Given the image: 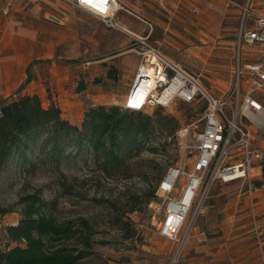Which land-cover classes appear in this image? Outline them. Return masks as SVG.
I'll return each mask as SVG.
<instances>
[{"label":"rangeland","instance_id":"rangeland-1","mask_svg":"<svg viewBox=\"0 0 264 264\" xmlns=\"http://www.w3.org/2000/svg\"><path fill=\"white\" fill-rule=\"evenodd\" d=\"M9 2L0 8V72L7 64L5 56L13 51L14 43H19L12 37V31L22 30L29 34V29L36 28V44L27 40L17 48L22 49L23 54L29 48L34 49L37 57L44 58L42 71L58 80L44 88L43 96L38 95L45 108L55 102L59 106L60 95L65 90L80 94L71 99L78 104L72 103L70 108L62 105L61 109L64 118L70 116V122L79 123L90 106H122L125 103L142 63L140 42L132 41L130 34L117 41L101 42L83 39L77 34L65 35L57 25L46 20L17 14L18 11H13V1L6 12ZM219 8L214 4L210 16L195 7H192L194 10L187 8V12L186 9L181 12L153 10L152 18L159 25L155 26L152 36L159 42L150 41L199 78L216 96L232 89L234 65V31L229 35L227 23L220 21ZM174 12L177 13L174 15ZM77 14L87 16L82 11ZM40 60H34V63H41ZM89 62L93 63L87 64ZM111 68L115 70L114 78L109 76ZM22 94L23 90H16L6 100L11 102ZM204 109L203 101H177L167 108L145 109L144 113L152 115L156 121L150 139L129 154L122 165L109 167L107 172L90 154H77L71 149L59 165L63 175L48 159L42 162L38 149L27 151V161L18 153L0 176V202L15 210L4 223L19 221L21 198L39 189L46 201L56 202L54 215L60 222H73L80 228L83 221H87L92 226L94 254L86 259V264H204L213 260V255L196 248L208 244L212 237L207 232V220L202 218V213L196 226L198 231L206 232L207 240L203 243L190 240L182 255L177 260L174 258L176 244L159 232L162 200L155 191L161 177L172 167L192 163L193 149L185 146H192L195 133L203 128ZM173 125L177 130L175 133ZM187 132L188 136L182 137ZM248 187L237 183L224 193V197L244 195ZM135 199H139L138 209L130 212ZM252 214L239 211L238 223L227 221V228L234 230L228 239L233 244L229 254L237 256L238 260H262L264 264V228L260 226L259 232ZM220 257L229 258L225 253L217 258Z\"/></svg>","mask_w":264,"mask_h":264},{"label":"built area","instance_id":"built-area-1","mask_svg":"<svg viewBox=\"0 0 264 264\" xmlns=\"http://www.w3.org/2000/svg\"><path fill=\"white\" fill-rule=\"evenodd\" d=\"M239 9L233 35L234 65L232 89L214 95L199 78L184 69L146 41L140 42L142 63L129 96H136L143 67L155 56L152 75L156 80L143 108L129 101L122 105L132 111L156 106L170 107L177 101L205 104L203 128L194 135L191 164L172 167L160 181L156 194L162 200L160 235L176 244L177 260L190 240L206 241L196 221L212 185L217 182H242L250 187L264 181V0H225ZM80 10L97 17L106 26L123 29L117 20L122 6L117 0H73ZM9 2L6 12L10 10ZM51 20L59 22L55 15ZM153 66V62L151 63ZM149 78H151L149 76ZM138 82L136 88L135 84ZM2 111L0 109V118ZM188 132L182 137H187Z\"/></svg>","mask_w":264,"mask_h":264},{"label":"trees","instance_id":"trees-1","mask_svg":"<svg viewBox=\"0 0 264 264\" xmlns=\"http://www.w3.org/2000/svg\"><path fill=\"white\" fill-rule=\"evenodd\" d=\"M109 76L116 77L114 68ZM0 109V176L18 153L27 161L31 149H38L42 162L48 159L56 164L61 175L59 165L70 149L90 154L107 172L109 167L122 165L156 128L152 115L120 105L90 106L80 127L64 118L57 105L45 108L38 95L30 94L11 102L1 100ZM172 131H177L175 125ZM256 184L264 185V181ZM134 201L130 212L138 209L139 199ZM20 206L18 223L5 227L0 264H86L94 254L89 222L83 221L80 228L73 222H60L54 215L56 202L46 201L41 190L23 196ZM14 212L12 206L0 202V221Z\"/></svg>","mask_w":264,"mask_h":264},{"label":"crops","instance_id":"crops-1","mask_svg":"<svg viewBox=\"0 0 264 264\" xmlns=\"http://www.w3.org/2000/svg\"><path fill=\"white\" fill-rule=\"evenodd\" d=\"M6 1H10L11 3L13 1V11H18L17 14L19 15L24 14L22 17L26 18L30 16L37 20H46L57 25L65 35L66 33L68 35L77 34V36H82L83 39L101 42L103 40L112 41V39L117 41L119 37L124 38V35L130 34L134 38H132V41H146L169 58L171 57L162 51L161 48L150 42L151 40H155L152 34L155 26L159 25L152 18L155 15L153 10L158 9L159 11V9H164L168 12L179 10L181 12L186 9L185 11L187 12V8L192 9V7H195V10H202V12L210 16L213 14V9L211 8L216 4L218 7L220 6L219 9L221 10L220 21L227 23V29H230L229 35L235 30L239 16V9L229 6L225 0H117L122 6V9L117 14V20L123 26V29H117L106 26L97 17L78 9L73 4V0H0V8H4ZM77 11H82L87 16H79ZM176 13L174 12V15ZM53 15L57 16L60 21H52L51 16ZM12 33L15 42L18 41L19 43H14L13 51L5 56L7 64L0 72V101L1 99L6 100L10 98L16 90H23L22 95L43 96L45 94L44 88H47V85H54L53 83L58 80H55L54 77H48L42 71V66L45 65L43 63L45 61H42L44 58L37 57L34 49L29 48L23 54L22 49L17 48L22 42H26L27 40L34 41L36 44L38 41L37 29H29V34L27 32L24 34L22 30L17 32L12 31ZM155 41L159 42V40ZM23 44L25 45V43ZM32 56L35 57L34 60L41 59L40 61L42 62L35 64L31 58ZM48 59L46 58V61ZM91 63L93 62L87 64ZM75 96L78 97L80 94H70L65 90L64 94H61L59 98L62 102L59 106L58 102H55V105L60 107V109H63L62 105L70 108L69 105L76 103V101H71ZM67 119L69 121L72 120L70 116ZM82 121L83 117L79 123H74L73 121L71 123L81 125ZM231 183L217 182L213 186L210 198L201 211L202 218L207 220V232L212 237H210L208 244L196 248L200 252H205L215 257L213 260H207V263L204 264H263L262 260H238L237 256L233 257L229 254L231 253L233 244L228 239H230L234 230L233 228H227V221H230L229 223L231 224H234V222L238 223L236 219L239 211L240 213L253 212L252 215L255 218L253 223L260 232V226L264 228V185L252 189V195L249 193L251 189L248 187L244 195H236L226 199L224 193L235 184L242 182ZM10 215L5 216L0 221L2 225V228H0V238L2 239L6 236L5 227L18 223V221L15 223H4V219ZM202 232L206 234L204 230ZM2 246L3 240L0 241V247ZM222 253H225L229 258H217Z\"/></svg>","mask_w":264,"mask_h":264},{"label":"bare ground","instance_id":"bare-ground-1","mask_svg":"<svg viewBox=\"0 0 264 264\" xmlns=\"http://www.w3.org/2000/svg\"><path fill=\"white\" fill-rule=\"evenodd\" d=\"M153 62V66L151 65V63ZM157 59L155 56H149L148 57V63L150 65H146L143 67V76L140 79V88L138 90V92L136 93V96L133 98V96H128L127 101H129L130 98H133L130 103L131 106H133L134 108H143L146 104V100L149 97V94L154 91V88L156 86V80L152 75V67L156 66ZM149 76L151 78H149Z\"/></svg>","mask_w":264,"mask_h":264},{"label":"water","instance_id":"water-1","mask_svg":"<svg viewBox=\"0 0 264 264\" xmlns=\"http://www.w3.org/2000/svg\"><path fill=\"white\" fill-rule=\"evenodd\" d=\"M137 85H138V82L135 84L134 88H136V87H137Z\"/></svg>","mask_w":264,"mask_h":264}]
</instances>
